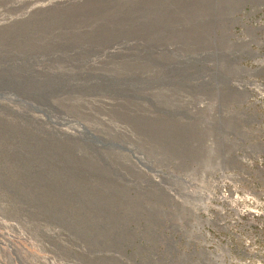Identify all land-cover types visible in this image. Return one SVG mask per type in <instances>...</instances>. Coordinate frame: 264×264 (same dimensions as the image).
<instances>
[{
  "label": "rangeland",
  "instance_id": "1",
  "mask_svg": "<svg viewBox=\"0 0 264 264\" xmlns=\"http://www.w3.org/2000/svg\"><path fill=\"white\" fill-rule=\"evenodd\" d=\"M0 264H264V0H0Z\"/></svg>",
  "mask_w": 264,
  "mask_h": 264
}]
</instances>
